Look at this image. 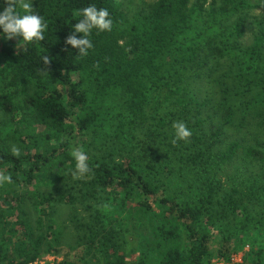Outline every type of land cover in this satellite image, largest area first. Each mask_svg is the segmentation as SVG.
<instances>
[{"label":"trees","instance_id":"trees-1","mask_svg":"<svg viewBox=\"0 0 264 264\" xmlns=\"http://www.w3.org/2000/svg\"><path fill=\"white\" fill-rule=\"evenodd\" d=\"M92 4L108 9L113 27L93 29L94 47L81 57L65 40ZM32 6L47 23L43 41L18 48L0 29V171L13 180L0 186V264L59 250L67 227L54 207L80 201L89 217L72 212L66 264H149V253L156 264H209L214 244L226 256L264 234L260 0H153L133 14L116 0ZM249 13L253 40L244 46ZM221 58L233 59L239 83L197 97L188 79ZM175 121L192 131L188 141L172 143ZM74 148L92 170L82 180L71 176ZM129 234L146 253L132 262ZM237 264H264V246Z\"/></svg>","mask_w":264,"mask_h":264},{"label":"rangeland","instance_id":"rangeland-1","mask_svg":"<svg viewBox=\"0 0 264 264\" xmlns=\"http://www.w3.org/2000/svg\"><path fill=\"white\" fill-rule=\"evenodd\" d=\"M153 0H116L117 3H120L123 10H126L129 14H133L134 12H138V10L147 7V5ZM254 13V12H253ZM248 19L247 25L245 28V35L242 39L243 45L251 44L253 40V32H254V17L251 13L247 14ZM229 58H234L233 56H229ZM229 58H221L218 61H212L210 66L206 68L199 77H190L187 81V85L190 87L193 94H196L199 98H205L210 96H217L221 92V89H224L234 84L239 83V78L237 75L234 66L232 65L231 60ZM259 79L264 80V77H260ZM263 86V84H260ZM160 96L158 92L151 97V102L148 107V113L151 116H154L158 113V102ZM49 189H45V192H49ZM71 207L68 204H58L54 207V215L58 218V223L62 226H66V230L64 235L62 236V244L59 246V250L42 255L39 257L38 264H66L64 253L66 249L75 242L74 229L76 227V223L74 222V217L72 215L73 211H76L78 214L80 221H84L89 217L86 210V203L84 201H80ZM25 209L32 217H35V214L31 210V203L27 202ZM254 242L250 243L251 245H245L240 250L231 251L226 256L218 255V249L214 244L212 248V254L210 256L209 264H237L242 263L246 254H248L254 246H264V234L261 231H257L253 234L252 238ZM187 247L184 244V249ZM125 248L128 252V260L136 261L142 254L146 255V253L142 250V247L138 245V241L136 240L135 234H129L127 237ZM147 259L149 260V264H156L154 260V255L149 253L147 255Z\"/></svg>","mask_w":264,"mask_h":264},{"label":"clouds","instance_id":"clouds-1","mask_svg":"<svg viewBox=\"0 0 264 264\" xmlns=\"http://www.w3.org/2000/svg\"><path fill=\"white\" fill-rule=\"evenodd\" d=\"M210 2V0H209ZM207 7V5H206ZM260 7L264 8V0H260ZM22 9L24 14L18 11ZM82 19L73 25L74 31L67 36L65 44L71 45L78 49V55L86 57L89 50L94 47L93 42L89 39L93 29L98 31H111L113 21L110 18V13L106 8H97L94 4L89 5L80 11ZM0 29L3 30L5 39L19 38L17 47L20 48V40L24 44H30L44 40V33L47 29V23L39 14L33 12L32 0H5V6L0 11ZM76 33H82V38H77ZM44 64L47 66L50 63L48 56L43 57ZM174 129V137L172 143L178 141H188L192 136V131L182 121H175L172 124ZM11 153L15 157L21 155L20 149L13 145ZM71 155L76 161L75 169L71 171V176L74 180L85 179L91 168L88 164V156L80 148H74ZM13 183L12 176L0 171V186Z\"/></svg>","mask_w":264,"mask_h":264},{"label":"built area","instance_id":"built-area-1","mask_svg":"<svg viewBox=\"0 0 264 264\" xmlns=\"http://www.w3.org/2000/svg\"><path fill=\"white\" fill-rule=\"evenodd\" d=\"M34 264H38V261H36Z\"/></svg>","mask_w":264,"mask_h":264}]
</instances>
